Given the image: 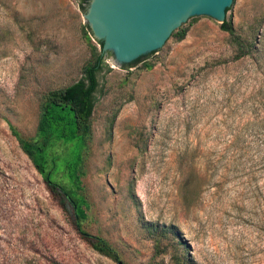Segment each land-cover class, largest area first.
I'll use <instances>...</instances> for the list:
<instances>
[{"label":"rangeland","instance_id":"374dc122","mask_svg":"<svg viewBox=\"0 0 264 264\" xmlns=\"http://www.w3.org/2000/svg\"><path fill=\"white\" fill-rule=\"evenodd\" d=\"M228 9L241 60L199 16L182 40L98 74L81 225L121 264H264V0ZM82 13L79 0H0V264H118L80 237L9 128L32 138L45 96L83 77L99 45Z\"/></svg>","mask_w":264,"mask_h":264},{"label":"trees","instance_id":"16d2710c","mask_svg":"<svg viewBox=\"0 0 264 264\" xmlns=\"http://www.w3.org/2000/svg\"><path fill=\"white\" fill-rule=\"evenodd\" d=\"M88 0H79L83 10ZM229 9L226 10V12ZM85 37L90 41V31L85 27ZM220 29L227 32L230 41L236 47L234 61L241 60L248 44L235 33L232 24L224 20ZM187 29L182 31L178 40H182ZM99 48L91 46V60L82 68L83 77L63 89L49 92L40 106L36 132L32 138H23L10 125L12 135L20 149L42 177L48 191L58 199L60 206L73 220L75 230L97 254L121 264L117 250L104 238L91 235L82 229V222L87 218L88 202L82 195L83 154L91 137L90 117L97 102L99 90L98 74L103 69L110 70L102 54V42H96ZM155 53V52H154ZM140 59L132 64L138 63ZM145 68L151 65L144 64ZM58 175L66 183L57 180ZM154 231L155 228L152 227ZM163 233L166 230H161ZM154 248L159 249V239L153 236ZM160 237V235H158Z\"/></svg>","mask_w":264,"mask_h":264},{"label":"water","instance_id":"95a60500","mask_svg":"<svg viewBox=\"0 0 264 264\" xmlns=\"http://www.w3.org/2000/svg\"><path fill=\"white\" fill-rule=\"evenodd\" d=\"M232 0H88L82 10L106 63L121 68L165 48L199 16L225 20ZM120 264V263H119Z\"/></svg>","mask_w":264,"mask_h":264}]
</instances>
